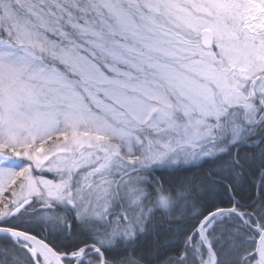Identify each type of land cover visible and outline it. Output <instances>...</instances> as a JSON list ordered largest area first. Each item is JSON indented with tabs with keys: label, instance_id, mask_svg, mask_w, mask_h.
<instances>
[{
	"label": "snow or ice",
	"instance_id": "1",
	"mask_svg": "<svg viewBox=\"0 0 264 264\" xmlns=\"http://www.w3.org/2000/svg\"><path fill=\"white\" fill-rule=\"evenodd\" d=\"M0 264H264V0H0Z\"/></svg>",
	"mask_w": 264,
	"mask_h": 264
},
{
	"label": "rangeland",
	"instance_id": "2",
	"mask_svg": "<svg viewBox=\"0 0 264 264\" xmlns=\"http://www.w3.org/2000/svg\"><path fill=\"white\" fill-rule=\"evenodd\" d=\"M44 178H47V179H53V177L51 175H47L45 176Z\"/></svg>",
	"mask_w": 264,
	"mask_h": 264
},
{
	"label": "trees",
	"instance_id": "3",
	"mask_svg": "<svg viewBox=\"0 0 264 264\" xmlns=\"http://www.w3.org/2000/svg\"><path fill=\"white\" fill-rule=\"evenodd\" d=\"M227 198L225 197V200H226Z\"/></svg>",
	"mask_w": 264,
	"mask_h": 264
}]
</instances>
